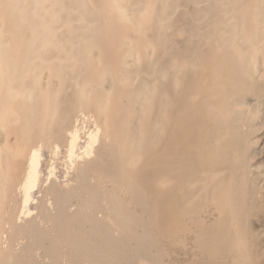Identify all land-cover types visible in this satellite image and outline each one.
Listing matches in <instances>:
<instances>
[{
  "label": "rangeland",
  "instance_id": "rangeland-1",
  "mask_svg": "<svg viewBox=\"0 0 264 264\" xmlns=\"http://www.w3.org/2000/svg\"><path fill=\"white\" fill-rule=\"evenodd\" d=\"M106 105L155 159L171 143L172 159L187 146L197 167L210 162L200 177H216L187 181L193 205L166 217V233L115 150L104 162L119 174L87 173L76 190L65 171L68 130ZM32 150L31 216L17 219ZM0 264H264V0H0Z\"/></svg>",
  "mask_w": 264,
  "mask_h": 264
},
{
  "label": "bare ground",
  "instance_id": "bare-ground-1",
  "mask_svg": "<svg viewBox=\"0 0 264 264\" xmlns=\"http://www.w3.org/2000/svg\"><path fill=\"white\" fill-rule=\"evenodd\" d=\"M101 71L106 74L105 68L102 67ZM147 75L152 77L159 84L157 72L153 69L146 67L143 70ZM110 74V71L108 70ZM111 83L118 86L117 76H108ZM102 89L99 87L98 91ZM205 90H200L202 95ZM179 100L180 104V124L185 125L186 119H183L184 105L185 102ZM197 107V104L196 106ZM123 109L120 107H110L106 105L103 109L99 110L97 116L91 114H82L77 120H75L73 126L68 130L65 143H66V169L68 173L73 172L76 177L75 181L78 183L76 190L80 188L82 178L87 173H99L100 175L111 176L113 174H119L117 169L108 165L104 162V156L106 151L115 150L118 154L119 164L121 172L128 175L133 183L142 189L153 202L160 204L155 218L156 225L161 232L166 233V217L170 220H176L179 214L178 209L185 206L193 205V202L189 204V201L195 194L186 187L188 180L193 177L196 180H200L203 184H207L209 180L216 177L215 174L210 172L209 179L200 177V170L208 171L211 169L210 162H205L200 168L193 163V159L190 155L189 147H184L180 150L179 156L176 159L170 158V156L176 151L174 146L170 143L166 146L165 155L155 159V145L143 144L141 147L138 146L134 140H127V133L122 129L119 123V118L123 116ZM104 120L106 131L110 133V138L114 139L115 145L108 149L100 146L99 140L103 133L99 123L100 120ZM63 125L61 128L67 126L68 117L67 115L62 116ZM112 121H116L115 125H111ZM80 123L82 126L80 127ZM89 124L91 128H86L85 125ZM187 130L180 128L179 133L184 135ZM140 138V137H139ZM135 139V136L133 137ZM110 142V141H109ZM80 143H84L81 148ZM97 147V148H95ZM53 156L58 157L61 146L59 144L54 145ZM199 155L201 159L206 156L205 151H200ZM155 161L151 163L152 160ZM200 160V159H198ZM55 159L51 162L49 168V177L47 180L51 183L52 180H57V166L55 165ZM30 170L27 174L26 180L23 184L25 193V206L22 211L19 212L17 219L21 217H30L31 211L26 209V204L29 202V192L33 189V186L37 184L38 179V168L40 166V154L39 150H32L29 157ZM111 166L112 169L109 167ZM178 176L177 186L170 188L164 184V180H171ZM104 185V184H103ZM32 187V188H31ZM31 188V189H30ZM164 189V193L162 192ZM69 192V191H68ZM67 192V193H68ZM105 194L110 191L104 190ZM162 192V193H161ZM173 197V200L167 204L165 201ZM48 204H51L50 202ZM112 216L102 217L100 221L105 219L111 220ZM216 233L218 238L224 239L226 231L224 229H217Z\"/></svg>",
  "mask_w": 264,
  "mask_h": 264
}]
</instances>
